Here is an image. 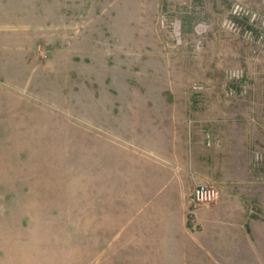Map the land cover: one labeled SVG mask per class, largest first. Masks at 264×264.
Segmentation results:
<instances>
[{"label":"rangeland","instance_id":"374dc122","mask_svg":"<svg viewBox=\"0 0 264 264\" xmlns=\"http://www.w3.org/2000/svg\"><path fill=\"white\" fill-rule=\"evenodd\" d=\"M0 264H264V0H0Z\"/></svg>","mask_w":264,"mask_h":264},{"label":"built area","instance_id":"2783aa9c","mask_svg":"<svg viewBox=\"0 0 264 264\" xmlns=\"http://www.w3.org/2000/svg\"><path fill=\"white\" fill-rule=\"evenodd\" d=\"M218 197L217 188L209 182H199L192 194V202L195 205L207 204Z\"/></svg>","mask_w":264,"mask_h":264},{"label":"crops","instance_id":"0c3cea01","mask_svg":"<svg viewBox=\"0 0 264 264\" xmlns=\"http://www.w3.org/2000/svg\"><path fill=\"white\" fill-rule=\"evenodd\" d=\"M233 191V190H232ZM232 191L230 190V193H232ZM235 192V191H233ZM228 200L230 201L231 200V196L228 197Z\"/></svg>","mask_w":264,"mask_h":264}]
</instances>
